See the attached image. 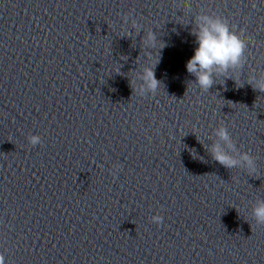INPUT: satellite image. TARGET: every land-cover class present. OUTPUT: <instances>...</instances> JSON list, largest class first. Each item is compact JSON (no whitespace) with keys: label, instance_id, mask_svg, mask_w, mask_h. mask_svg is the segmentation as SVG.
I'll return each mask as SVG.
<instances>
[{"label":"clouds","instance_id":"obj_1","mask_svg":"<svg viewBox=\"0 0 264 264\" xmlns=\"http://www.w3.org/2000/svg\"><path fill=\"white\" fill-rule=\"evenodd\" d=\"M202 23L195 32L197 47L194 54L186 62L187 72L196 78V83L201 89L207 91L213 84L214 69L226 71L229 67L236 66L240 63L246 47L245 39L230 31L228 25L219 19H211L209 17H201ZM150 39L154 40V36L150 34ZM144 79L148 87L155 90L159 81L155 77V73L151 67L144 70ZM258 89L264 91V80L258 83ZM218 137L231 144L228 130L220 127L217 130ZM31 142L36 144L39 138L33 136ZM213 157L220 164L227 168L235 167L239 161L224 152L219 145L213 148ZM242 160L247 163L250 169L254 168L253 159L247 154H242ZM254 216L257 221L264 223V201H261L254 209ZM159 222L160 217H154ZM0 264H5L3 254H0Z\"/></svg>","mask_w":264,"mask_h":264}]
</instances>
